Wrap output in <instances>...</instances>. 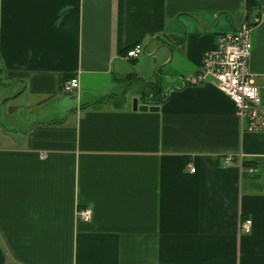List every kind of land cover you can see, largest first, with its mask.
<instances>
[{
    "label": "crops",
    "instance_id": "obj_1",
    "mask_svg": "<svg viewBox=\"0 0 264 264\" xmlns=\"http://www.w3.org/2000/svg\"><path fill=\"white\" fill-rule=\"evenodd\" d=\"M263 12L264 0H0V264H264V131L246 130L212 77L191 81ZM252 43L264 109V24Z\"/></svg>",
    "mask_w": 264,
    "mask_h": 264
},
{
    "label": "built area",
    "instance_id": "obj_2",
    "mask_svg": "<svg viewBox=\"0 0 264 264\" xmlns=\"http://www.w3.org/2000/svg\"><path fill=\"white\" fill-rule=\"evenodd\" d=\"M259 24H264V12L256 19L253 16H245L239 28L221 36L217 51L204 55L200 73L191 79L194 83L203 84L212 77L216 86L233 100L238 115L245 121L246 130L251 132L264 131V109L260 88L255 84L249 68L253 48L252 31ZM143 53V47L136 45L130 49L128 56L135 59ZM79 87V80L73 78L65 84L64 89L70 93ZM226 162L229 163L230 158ZM194 170L193 168L192 171ZM77 215L85 221L91 219L90 209L78 210ZM243 227L246 232H250L252 220H245Z\"/></svg>",
    "mask_w": 264,
    "mask_h": 264
},
{
    "label": "water",
    "instance_id": "obj_3",
    "mask_svg": "<svg viewBox=\"0 0 264 264\" xmlns=\"http://www.w3.org/2000/svg\"><path fill=\"white\" fill-rule=\"evenodd\" d=\"M133 109L140 110V111H147V110L156 111L158 110V106L157 105L150 106L148 104H141L139 103V100L135 98L133 100Z\"/></svg>",
    "mask_w": 264,
    "mask_h": 264
},
{
    "label": "rangeland",
    "instance_id": "obj_4",
    "mask_svg": "<svg viewBox=\"0 0 264 264\" xmlns=\"http://www.w3.org/2000/svg\"><path fill=\"white\" fill-rule=\"evenodd\" d=\"M144 58H145V56H142L141 61H142ZM151 76H152V74H148V77L145 78V81H151V80H152V79H150ZM142 84H143V83L140 82V81H139V82H138V81H135L134 84H133L132 87H131V91H133V90H135V89H137V88H140V86H141ZM151 92H152V87H151V89H147V92H146L147 95H146V97H145V100H149L148 97H150L149 94H151ZM67 96H69V98H71L69 94H67ZM74 100H77V98H74Z\"/></svg>",
    "mask_w": 264,
    "mask_h": 264
},
{
    "label": "trees",
    "instance_id": "obj_5",
    "mask_svg": "<svg viewBox=\"0 0 264 264\" xmlns=\"http://www.w3.org/2000/svg\"><path fill=\"white\" fill-rule=\"evenodd\" d=\"M12 74H14L15 76H25L26 73H19V72H12Z\"/></svg>",
    "mask_w": 264,
    "mask_h": 264
}]
</instances>
